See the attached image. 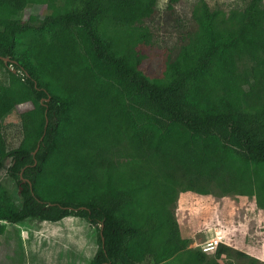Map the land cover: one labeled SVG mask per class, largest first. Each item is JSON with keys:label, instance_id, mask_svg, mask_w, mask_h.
<instances>
[{"label": "trees", "instance_id": "16d2710c", "mask_svg": "<svg viewBox=\"0 0 264 264\" xmlns=\"http://www.w3.org/2000/svg\"><path fill=\"white\" fill-rule=\"evenodd\" d=\"M170 0L163 25H181ZM46 14L24 20L26 9ZM157 0H0V234L27 220L97 227L92 264H220L190 248L182 192L255 197L264 211V6L199 0L162 76L142 68ZM2 57L10 58L5 63ZM20 137L5 118L20 105ZM244 256L242 254H239Z\"/></svg>", "mask_w": 264, "mask_h": 264}, {"label": "rangeland", "instance_id": "374dc122", "mask_svg": "<svg viewBox=\"0 0 264 264\" xmlns=\"http://www.w3.org/2000/svg\"><path fill=\"white\" fill-rule=\"evenodd\" d=\"M170 0H157L159 14L147 23L153 33L152 43L138 46L143 56V70L162 76L169 52H177L181 33L192 29V9L199 0H182L177 12L182 19L176 29L163 25V11ZM212 9L230 10L243 7L248 0H205ZM264 6V0H263ZM46 6L26 9L24 20H34L46 14ZM26 103L5 118L6 133L18 143L21 124L18 114L30 110ZM6 168L0 171V181L6 184L17 202H20L17 183L8 177ZM178 222L181 235L191 241L190 248L202 250V245L223 236L222 244L233 250V255H223L220 264H264V211L255 197L238 191L225 192L216 185L211 194L196 195L182 192L178 200L169 205ZM97 227L78 217H67L60 222L27 220L17 226L8 225L0 234V264H92L98 248ZM242 254L244 256H241ZM210 259L214 251L207 252ZM142 264H154L147 257Z\"/></svg>", "mask_w": 264, "mask_h": 264}, {"label": "built area", "instance_id": "2783aa9c", "mask_svg": "<svg viewBox=\"0 0 264 264\" xmlns=\"http://www.w3.org/2000/svg\"><path fill=\"white\" fill-rule=\"evenodd\" d=\"M223 236L222 237H216V239L213 240H209L207 243H205L204 245H202V250L204 252H209V251H214L216 250V248L219 246V244H221L223 242Z\"/></svg>", "mask_w": 264, "mask_h": 264}, {"label": "water", "instance_id": "95a60500", "mask_svg": "<svg viewBox=\"0 0 264 264\" xmlns=\"http://www.w3.org/2000/svg\"><path fill=\"white\" fill-rule=\"evenodd\" d=\"M2 59L4 60L5 63H8V62L10 61V58H8V57H2ZM8 161H10V160H8ZM4 167L6 168L5 163H4ZM5 168H4V169H5ZM2 170H3V169H2Z\"/></svg>", "mask_w": 264, "mask_h": 264}, {"label": "crops", "instance_id": "0c3cea01", "mask_svg": "<svg viewBox=\"0 0 264 264\" xmlns=\"http://www.w3.org/2000/svg\"><path fill=\"white\" fill-rule=\"evenodd\" d=\"M192 193V192H191ZM195 194V193H194ZM197 195V194H196Z\"/></svg>", "mask_w": 264, "mask_h": 264}]
</instances>
